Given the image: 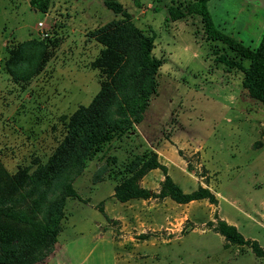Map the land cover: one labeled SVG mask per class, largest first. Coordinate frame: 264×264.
Masks as SVG:
<instances>
[{"label": "rangeland", "instance_id": "374dc122", "mask_svg": "<svg viewBox=\"0 0 264 264\" xmlns=\"http://www.w3.org/2000/svg\"><path fill=\"white\" fill-rule=\"evenodd\" d=\"M118 1L153 36L152 53L163 59L156 93L141 122L87 159L72 181L80 198H64L55 240L26 264H264L247 246H226L208 224L216 212L264 248V105L243 88L241 71L215 60V52L236 57L205 37L200 16L169 19L172 0ZM207 5L217 28L258 45L264 0ZM120 17L104 0H50L47 14L29 0H0V168L8 175L44 165L70 116L91 102L106 78L94 66L104 47L92 32ZM23 43L26 57L8 65ZM147 151L184 192L207 187L217 204L205 198L183 204L168 197L116 200L114 186L130 176V161ZM163 179L162 170L152 169L139 182L158 192ZM61 197L62 184L26 183L6 203L27 221H8L22 229L47 226Z\"/></svg>", "mask_w": 264, "mask_h": 264}, {"label": "trees", "instance_id": "16d2710c", "mask_svg": "<svg viewBox=\"0 0 264 264\" xmlns=\"http://www.w3.org/2000/svg\"><path fill=\"white\" fill-rule=\"evenodd\" d=\"M168 8V18L178 20L185 16H200L205 37L221 42L237 58L215 52V60L229 69L242 72V86L248 95L264 105V33L256 47L245 45L236 37L221 31L214 24L208 9V0H189L177 3L172 0ZM32 8L47 13L50 0H29ZM104 5L114 14L122 17L111 20L92 32V36L103 45L94 66L101 68L106 78L98 92L86 106H79L70 116L66 134L49 160L39 165L34 173L19 170L13 175L0 168V264H26L35 259L32 255L42 246L50 245L59 232L61 207L67 196L80 198L72 187L73 179L85 167V162L93 153L118 134L124 133L134 123L143 119L149 100L156 93V76L163 59L153 55V36L145 34L134 24L118 0H104ZM27 44V43H26ZM26 44L17 47L16 54L8 61L26 57ZM248 65H244L243 61ZM20 62V61H19ZM14 75V72H11ZM152 169H160L164 179L158 192L143 187L139 180ZM130 176L114 186L113 196L120 202L131 199L168 197L177 203L207 199L217 204L215 194L207 187L199 185L191 192L182 188L167 173V166L161 163L155 152L147 151L136 155L127 166ZM26 183L37 188L52 189L62 184V197L55 203V210L48 217L47 226L22 229L11 224L8 219L19 222L27 218L16 212L7 203L14 201L13 194ZM8 201V202H7ZM7 202V203H6ZM97 209L110 220L101 204ZM215 222L209 226L223 236L225 245L247 246L257 257H264V248L255 239L245 237L234 224L221 219L215 212Z\"/></svg>", "mask_w": 264, "mask_h": 264}, {"label": "built area", "instance_id": "2783aa9c", "mask_svg": "<svg viewBox=\"0 0 264 264\" xmlns=\"http://www.w3.org/2000/svg\"><path fill=\"white\" fill-rule=\"evenodd\" d=\"M38 25H39V27H42L43 26V22H39ZM45 35H46V33H45Z\"/></svg>", "mask_w": 264, "mask_h": 264}, {"label": "crops", "instance_id": "0c3cea01", "mask_svg": "<svg viewBox=\"0 0 264 264\" xmlns=\"http://www.w3.org/2000/svg\"><path fill=\"white\" fill-rule=\"evenodd\" d=\"M45 14H47V13H45ZM231 129V128H230ZM232 130V129H231ZM229 223V222H228Z\"/></svg>", "mask_w": 264, "mask_h": 264}]
</instances>
